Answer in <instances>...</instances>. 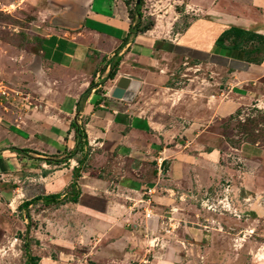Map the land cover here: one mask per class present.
Segmentation results:
<instances>
[{
    "label": "crops",
    "instance_id": "crops-1",
    "mask_svg": "<svg viewBox=\"0 0 264 264\" xmlns=\"http://www.w3.org/2000/svg\"><path fill=\"white\" fill-rule=\"evenodd\" d=\"M141 1L38 0L36 101L0 108V264H264V137L209 130L264 110V60L216 45L264 36V0Z\"/></svg>",
    "mask_w": 264,
    "mask_h": 264
},
{
    "label": "rangeland",
    "instance_id": "rangeland-1",
    "mask_svg": "<svg viewBox=\"0 0 264 264\" xmlns=\"http://www.w3.org/2000/svg\"><path fill=\"white\" fill-rule=\"evenodd\" d=\"M38 3V0H0V85L7 93L0 96V108H5L4 111L27 112L36 101L35 98L28 97L32 83L29 84L22 75L26 73V65L29 67L31 63L37 69L35 76L41 77V66L37 59L39 54L33 34L36 30L33 23L34 11L38 8ZM26 53L36 58L28 60L26 64ZM212 125L209 130L218 131L220 128L226 140L236 143L243 140L257 141L264 137V110L254 112L252 107L245 108L239 119H228L220 125ZM237 165L242 166L239 162L235 163ZM197 197L196 201L199 200V196ZM204 197L208 195L204 194Z\"/></svg>",
    "mask_w": 264,
    "mask_h": 264
},
{
    "label": "trees",
    "instance_id": "trees-1",
    "mask_svg": "<svg viewBox=\"0 0 264 264\" xmlns=\"http://www.w3.org/2000/svg\"><path fill=\"white\" fill-rule=\"evenodd\" d=\"M139 7H140V4L136 6V9H138ZM151 25L152 23L149 22L141 30L138 29L136 26L134 27V31L137 32V31L148 30L151 27ZM226 41L230 43L229 47L231 49L242 50L245 54V60L247 62L261 64V62L264 60V36L263 35H260V34H257L251 31L238 29V28H230L221 33V35L216 40V45L218 47H224L226 46L224 44ZM114 74L115 73L113 72V70L110 71L108 75L109 78H113ZM87 92H85L82 95L80 101H82L86 97ZM78 109H79V105H78ZM231 119H233V117L230 118V120ZM71 126L72 128L76 129L78 136L83 138L81 130L79 129L77 124L73 122ZM255 140L256 139L250 140V141L253 142ZM246 142H249V141H246ZM19 151L23 152V150H19ZM25 251L27 253L28 258H30L28 255L29 249L27 245H25Z\"/></svg>",
    "mask_w": 264,
    "mask_h": 264
},
{
    "label": "water",
    "instance_id": "water-1",
    "mask_svg": "<svg viewBox=\"0 0 264 264\" xmlns=\"http://www.w3.org/2000/svg\"><path fill=\"white\" fill-rule=\"evenodd\" d=\"M140 2H141V0H136L137 5H139ZM132 86H133V83H132V81H130L129 78H127V77L121 78L119 80V82L117 83L116 89L113 92V97H116V98L124 97L126 94V90H128L129 92L133 91Z\"/></svg>",
    "mask_w": 264,
    "mask_h": 264
},
{
    "label": "built area",
    "instance_id": "built-area-1",
    "mask_svg": "<svg viewBox=\"0 0 264 264\" xmlns=\"http://www.w3.org/2000/svg\"><path fill=\"white\" fill-rule=\"evenodd\" d=\"M6 94L7 93H6L5 89H4V87H1V85H0V96H4ZM25 100H27V99H25Z\"/></svg>",
    "mask_w": 264,
    "mask_h": 264
}]
</instances>
